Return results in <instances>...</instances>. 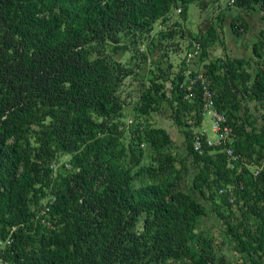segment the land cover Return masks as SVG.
<instances>
[{
	"label": "trees",
	"instance_id": "obj_1",
	"mask_svg": "<svg viewBox=\"0 0 264 264\" xmlns=\"http://www.w3.org/2000/svg\"><path fill=\"white\" fill-rule=\"evenodd\" d=\"M227 3L193 32L202 0H0V264H232L199 231L210 213L187 180L239 264H264V0ZM234 11L263 14L249 60L214 54ZM231 25L238 37L250 26L241 14ZM175 40L186 55L201 45L193 72L232 129L221 147L194 150L204 100L200 86L188 91L185 60L152 70L128 123L127 80L154 47L180 54ZM163 103L184 155L147 121Z\"/></svg>",
	"mask_w": 264,
	"mask_h": 264
},
{
	"label": "rangeland",
	"instance_id": "obj_2",
	"mask_svg": "<svg viewBox=\"0 0 264 264\" xmlns=\"http://www.w3.org/2000/svg\"><path fill=\"white\" fill-rule=\"evenodd\" d=\"M214 0H202V9L198 8V7H191L190 11H189V18L190 21L188 23V25L190 26L189 29H191L193 32L198 31L199 28L203 31H206L209 26L210 23L208 22L209 18L211 16H214L216 18L217 15L220 14L221 10H224L226 8V6H228L227 1L228 0H220L219 3H215L213 4ZM219 5H221L220 9ZM231 12V11H230ZM238 14H242L240 12H232L229 13L226 17V23L229 25L231 23V21L235 18V16L237 17ZM248 19L254 21V23H257L258 20L256 18L252 19L249 18ZM225 23V24H226ZM258 25H261L258 27V31L261 30L262 28V24L258 22ZM256 25V26H258ZM157 26L159 27V24H157ZM160 29H157L153 34L152 37H155L157 35V32ZM177 39H179V36H177ZM184 41L180 40H175L173 42H171L169 45H174V44H178L179 43V51L181 52L180 54H177L176 56L172 55L173 52V48H170V50L172 51H162L160 47H154L153 52H151V57L149 62L144 66L142 72L140 73V75H138L137 78H130L127 80V94H131L132 100L130 101V106L127 107L126 109V115L128 116L127 120L128 123L130 120H133L132 125L135 123L134 122V117H135V111H134V107L135 104L137 102L136 97L137 94L141 91L143 84L145 83V80L147 79L148 76L152 75V70H154V74L152 75V77H155V74H157V76H161V72H159L158 67H162L163 69H166L168 64L171 62L175 65V67L182 61V60H186V48L185 46H183ZM185 48V50L183 49ZM150 50L149 44L148 42L142 46L141 51L142 52H148ZM175 50V49H174ZM217 50V49H216ZM167 54V57H166ZM129 59V55L125 56L123 58V61H126ZM162 59V60H161ZM152 65V66H151ZM177 68H174V70L172 71V73L176 72ZM166 89H170V82L167 83ZM163 114H159L156 113L154 115H152L151 117L147 118V121L149 122V124H151L153 127H162L167 129L170 134L172 135L173 138V144L171 146V152L174 154H181L184 155L185 153V139L183 134H181L179 132V130L174 126L173 121L170 120V109L167 103H163L162 104V108H161ZM256 117L258 118V114L259 112L255 111ZM207 119V123L209 122V118L206 117ZM260 120V119H259ZM207 123L205 124L204 129H207V127H209L207 125ZM130 124V123H129ZM210 128V127H209ZM212 130V126L211 129ZM69 162V158L68 157H64L62 158V163H68ZM62 163H60V165H62ZM196 169L191 170V174H193V171H195ZM187 180L184 188L187 192H189L190 194L194 195L197 199H199L200 201H202L206 207L209 210L210 215L206 216L204 218H202L200 220V223L198 224V229L199 231H203L205 232L206 236H208V238H210V240H213V244L217 247V249H220V253L222 252V254H224L226 256V259L228 261H230L232 264H239V257L235 254V252H233V248L230 245V241L229 238L223 233V223L222 221L217 217V215L213 212L212 210V203L208 200H206L203 196H201L199 194V192L194 191V189L192 188V185L190 184V181Z\"/></svg>",
	"mask_w": 264,
	"mask_h": 264
},
{
	"label": "built area",
	"instance_id": "obj_3",
	"mask_svg": "<svg viewBox=\"0 0 264 264\" xmlns=\"http://www.w3.org/2000/svg\"><path fill=\"white\" fill-rule=\"evenodd\" d=\"M200 54L201 45L200 43H195L193 49L187 53L185 60L187 65L185 73L188 78V84L186 85L188 91L191 92L196 86L201 87L204 100V120L208 117L212 122V134H209V131L204 128L194 132L193 146L194 150L199 153L202 152L204 145L210 148L225 145L232 135V129L228 125L226 116L216 109L215 93L211 88L209 80L205 77L204 71L200 69L196 73L193 72V63L200 57ZM188 97H191V94ZM227 152L230 157L235 159L232 149H227ZM256 173L258 174V172Z\"/></svg>",
	"mask_w": 264,
	"mask_h": 264
},
{
	"label": "crops",
	"instance_id": "obj_4",
	"mask_svg": "<svg viewBox=\"0 0 264 264\" xmlns=\"http://www.w3.org/2000/svg\"><path fill=\"white\" fill-rule=\"evenodd\" d=\"M242 19L245 20L246 22H248L250 24L249 28L247 29V31L245 33H243L240 37L236 36L233 34L232 32V21L231 23L228 25L227 23L225 24V29H224V39H225V46L226 48L224 49L222 46L217 47L214 52V54L216 56H230L232 58H239V59H246L249 60L253 57V52H252V47L255 41V36L256 34L259 32L258 27L261 25H258V22L261 23L263 25V14L262 12H254L252 14H244V12H242L241 14ZM249 18H256L258 20L257 23H254V21L248 19ZM258 25V26H256ZM185 45V44H184ZM260 113L258 114V122L260 123L261 120L259 117ZM207 123V119L204 120L202 127H205V124ZM207 125L210 127L208 128L209 134H212V130L211 126H212V122L211 119L209 118V122L207 123Z\"/></svg>",
	"mask_w": 264,
	"mask_h": 264
}]
</instances>
